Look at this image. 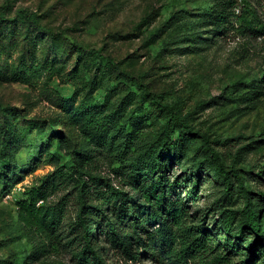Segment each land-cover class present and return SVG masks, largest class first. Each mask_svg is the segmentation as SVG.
I'll return each instance as SVG.
<instances>
[{"label":"rangeland","instance_id":"1","mask_svg":"<svg viewBox=\"0 0 264 264\" xmlns=\"http://www.w3.org/2000/svg\"><path fill=\"white\" fill-rule=\"evenodd\" d=\"M251 2L254 12L241 19L242 4L232 10L226 0H0V264H76L82 188L97 201L107 198V184L147 193L151 178L133 184L130 169L165 120L148 92L166 103L179 97L188 124L221 139L215 145L225 163L250 170L246 182L264 189V0ZM222 5L236 16L220 23L202 11ZM178 138L168 153V173L179 179L172 195L209 237L192 263H242L247 250L218 223L220 207L243 205L238 189L224 197L223 183L206 170L187 198L183 168L208 152L199 136ZM43 182L58 183L51 203L66 201L62 221L46 234L24 226L17 204ZM104 232L103 225L102 264H158L148 253L126 259ZM145 242L159 245L153 234Z\"/></svg>","mask_w":264,"mask_h":264},{"label":"trees","instance_id":"2","mask_svg":"<svg viewBox=\"0 0 264 264\" xmlns=\"http://www.w3.org/2000/svg\"><path fill=\"white\" fill-rule=\"evenodd\" d=\"M226 1L232 10L237 4H242L241 13L237 18L242 19L249 10L253 12L255 10L251 0ZM210 8L203 7V13L216 18L220 23L236 16L234 11L226 14L224 6L221 9ZM1 14L4 15L2 8ZM16 16L34 21L31 15H27L24 11H18ZM37 26L44 30L39 24ZM50 34L56 33L50 31ZM71 44L76 50L81 49L78 44L74 42ZM92 52L98 51L92 50ZM108 61L110 62L111 59L109 58ZM257 90L254 89L253 92L256 93ZM148 94L149 101L164 115L165 120L157 140L133 159L130 175L133 184L151 178L149 183L151 187L145 195L140 196L138 187H134L135 189L130 192L117 185L107 184V198L103 197L102 201L90 197L93 193L89 188H82L83 201L77 209V219L73 225V230L79 231H74L75 238L83 240L82 246L76 252V264H102L101 256L104 250L102 251L101 244H104L102 243L104 241L100 237V228L103 225L104 235L109 244L125 255L126 259L132 261H137L144 253H148L149 258L158 264H193L194 258L207 250L209 246L207 229L198 221L192 220L189 224L187 222L189 213L183 198L172 195L179 179L178 176L171 178L168 173L170 163L174 160V156L170 158L168 153L177 147L178 136L182 132L202 138L209 153L183 168L184 173L180 177L181 183L188 190L187 198L196 195L198 182L206 170L223 183L224 197L231 196L233 190L237 188L243 205L232 209L220 207L218 223L226 232L235 233L247 250L248 254L239 264H248L250 257L264 264V189H257L246 182L250 177V170L242 174L235 165L225 163L220 148L215 145L221 139H211L207 133L194 130L188 124L187 119L191 113L181 112L179 97H176L172 103H166L160 100L158 94L149 92ZM200 104L206 105L207 102L200 101ZM56 133L57 131L52 135ZM194 175L197 177L195 180ZM57 184V182H43L26 191L25 199L18 200V217L24 226L46 234L62 221L66 209L65 199H59L55 203L48 200ZM146 199L151 202L150 205H145ZM39 201L41 202L38 203ZM109 205H113L114 209L110 210ZM150 234L159 240V245L146 244L145 241ZM93 239L95 242L92 241ZM227 241L231 242L228 237Z\"/></svg>","mask_w":264,"mask_h":264}]
</instances>
